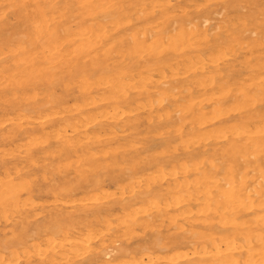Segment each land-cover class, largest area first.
I'll list each match as a JSON object with an SVG mask.
<instances>
[{
  "label": "bare ground",
  "instance_id": "bare-ground-1",
  "mask_svg": "<svg viewBox=\"0 0 264 264\" xmlns=\"http://www.w3.org/2000/svg\"><path fill=\"white\" fill-rule=\"evenodd\" d=\"M242 2L224 10L242 13ZM202 6L0 0V147L54 139L1 161L0 223L25 174L52 155L66 235L45 237L46 250L22 224L0 241V264H264V38L247 35L259 17L212 33L204 23L218 11ZM149 212L167 232L131 245Z\"/></svg>",
  "mask_w": 264,
  "mask_h": 264
},
{
  "label": "rangeland",
  "instance_id": "rangeland-1",
  "mask_svg": "<svg viewBox=\"0 0 264 264\" xmlns=\"http://www.w3.org/2000/svg\"><path fill=\"white\" fill-rule=\"evenodd\" d=\"M228 1H230V0H212L211 2H209L207 4H203L204 2L199 0V3L203 5L202 8H206L207 5H209L210 8H213V9L218 11V13L214 14V18L212 20H210L207 23H204L205 26L209 28L210 32H212V33L222 32L223 35H225L227 33L228 29L232 27L231 25H230L231 27H227V28L225 27L228 24L229 20H233L234 21L233 24L237 23L236 25H238L239 24L238 23L239 17H243L245 19L248 12L251 10V11L255 12L254 13L255 17H257V16L259 17L257 19L259 22L256 24H252V22H254L252 20L253 17L252 18L249 17L250 21L248 24H250V25H248V31H250V30L251 31L249 33L247 31V35H250L253 38H260V39L264 38V0H242L243 1L242 6H241L242 8L240 10L242 13L236 12V8H229L228 10H226V9L224 10L225 2L227 3ZM237 10L239 11V9H237ZM227 11H228V14L226 13ZM226 15H228V17L224 18ZM224 20H226L225 21L226 24H225ZM217 28H218V30H217ZM237 49H240V48L237 47ZM238 55H239V58L237 59V62H236L237 63L236 70L239 72H245L247 70V67H248L247 61H248V58L250 57V55H249V53H247L246 49L238 50ZM32 143H34V141ZM21 145H24V147ZM39 145H41V144H38V145L29 144L28 141L20 143L19 145H10V144L2 145L0 147V163L2 160L9 161V160H14V159H18V158L23 159L29 149L36 150V149H39V148L41 149V148L45 147V148L52 150L54 148V139L51 137L48 139V141L46 143H44L43 146H39ZM7 150H9V152ZM5 151H7V152H5ZM53 159L54 158L52 157V155L43 156V159H41L35 167H32L31 170L25 174L26 176H24V178L21 180L28 191L25 189L26 191H24L22 193L21 198L18 199L16 201V203L15 202L12 203V205L10 206L9 215L12 211H14V212L11 213L12 216H10L11 218L9 217V219H10L9 222L6 223V225H4V222L0 223L1 228H2V230L0 228V241H4L6 239H9L15 233H19V231H22V229H21L22 224H26L27 230L29 231V234L32 235L33 238H38L37 243L42 245L41 247L44 248L46 246L44 248V249H46L47 245H48L49 248H47L46 250H49L50 246L52 247V244H53L52 242H54L53 240H59L60 239V240L64 241V239L66 238L65 234L56 231V225H55L56 221H57L56 217H57V214L59 213V210H60V208H58L59 202L57 201L60 199L59 198L57 199L56 193L60 192L65 187V184H63L62 182H59L58 184H56L55 181L60 180V178L63 176L64 173L63 172L60 173L56 170L45 168L53 161ZM173 163L175 164V162H173ZM43 168H45V169H43ZM163 169H166L165 171H167L168 166L164 167ZM2 173H3L2 170H0V180L4 179V176L2 175ZM74 176H75V174L72 173L70 175V178L71 177L74 178ZM33 179H34V181H33ZM106 189H108L107 192H108V197L110 196L109 199L112 198L113 197L112 194L117 191L116 186L110 184L109 182H107ZM29 191H31V192H29ZM90 194H92V195H90ZM86 195L88 196V198H90V197L92 198V196L93 197L96 196L92 191L89 190V191H84V192L78 193L77 197H79L81 199H86L87 198ZM105 196L107 197V194ZM28 200H30V202H28ZM33 200H35V201H33ZM39 200H41V201L39 202ZM22 201H23V203H22ZM31 201H33L34 203ZM35 202L37 204H35ZM43 202H45V203H43ZM21 204H23V206ZM30 204H31V206H30ZM14 206H17V207L14 208ZM41 210H43V211H41ZM68 210H69V208L64 209V211H68ZM34 212H38L39 215H37L38 213H34ZM43 212H45V213H43ZM35 214L37 216H35ZM153 214L154 213L149 212V216H148L149 218L146 217L149 227L147 226V228H145L144 232H143L142 228L137 230V232H136L137 235H135L129 241L131 245H134L137 243H143V242L147 241L150 238V235L153 234L157 229H161L164 233L167 232V230L164 228L166 226H169V220L166 217L161 218V219L159 217H154ZM123 216L124 215L119 214V217H123ZM0 218H3V217L1 216ZM34 223H36V225H34ZM33 230H35V231L33 232ZM138 231H140L141 233H139ZM31 232H33L34 235ZM53 232H54V234H53ZM45 237L51 238L52 242L50 241L51 239H49V241L52 244L50 242H48V238L46 239Z\"/></svg>",
  "mask_w": 264,
  "mask_h": 264
}]
</instances>
